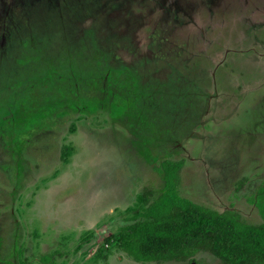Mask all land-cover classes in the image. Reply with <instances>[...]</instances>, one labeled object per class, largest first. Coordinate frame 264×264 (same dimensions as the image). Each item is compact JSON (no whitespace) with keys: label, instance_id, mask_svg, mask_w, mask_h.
Returning a JSON list of instances; mask_svg holds the SVG:
<instances>
[{"label":"rangeland","instance_id":"374dc122","mask_svg":"<svg viewBox=\"0 0 264 264\" xmlns=\"http://www.w3.org/2000/svg\"><path fill=\"white\" fill-rule=\"evenodd\" d=\"M166 160L263 222L264 0H0V264H144L105 239Z\"/></svg>","mask_w":264,"mask_h":264},{"label":"trees","instance_id":"16d2710c","mask_svg":"<svg viewBox=\"0 0 264 264\" xmlns=\"http://www.w3.org/2000/svg\"><path fill=\"white\" fill-rule=\"evenodd\" d=\"M67 155L64 152L63 158ZM184 164L163 162V187L158 193L144 190L141 208L129 219L131 224L107 237L106 246H119L128 257L144 264L192 262L200 253H209L222 264H264V183L248 199L263 222L250 224L238 211L220 212L184 198L180 193Z\"/></svg>","mask_w":264,"mask_h":264}]
</instances>
